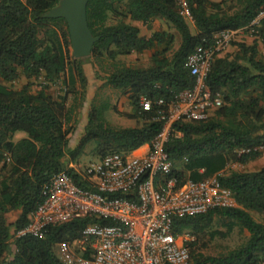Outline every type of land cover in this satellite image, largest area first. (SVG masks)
<instances>
[{"label":"trees","instance_id":"1","mask_svg":"<svg viewBox=\"0 0 264 264\" xmlns=\"http://www.w3.org/2000/svg\"><path fill=\"white\" fill-rule=\"evenodd\" d=\"M59 1L0 0V161L4 160L0 171V264H67L57 254L59 244L78 241L88 224H114L100 216L86 215L51 226L42 237H16L43 201V189L56 174L66 171L80 187L95 190L71 166L89 143L97 144L99 160L109 153H130L150 143L164 126L160 112L167 110L177 93L196 83L186 65L190 54L200 45H214L217 33L249 26L264 12V0H232L233 12L224 9L225 1L187 0L197 29L193 33L181 14L180 0H89L88 23L99 40L90 56L76 59L69 50L66 20L43 17ZM156 17L168 21L181 34L176 50L174 34L156 31L146 37L137 25L127 21L147 23ZM254 30V36L264 44V16ZM237 45L234 55L217 54L204 78L211 91L222 95V106L213 108L205 120L183 118L174 122L166 143L172 175L180 183L216 176L232 190L238 204L174 218V233L195 237L190 243L189 264H264V223L253 215L264 217V166L256 171L223 174L230 163L246 164L264 154V61L258 57L257 42ZM156 47L160 49L153 53L148 67L117 61L120 55ZM89 58L111 62L112 68L99 89L122 91L133 108L128 116L136 125H114L110 112H120L95 93L89 98L79 141L71 147L70 134L76 125L70 123L76 104H68L70 90L58 97L47 87L33 92L30 83L21 88L8 83L21 76L29 80L43 75L48 84H53L69 70L70 85L77 94L74 101L81 100V107L87 98L89 79L84 65ZM142 97L152 101L151 110H143ZM159 99L165 104H158ZM18 131L26 132L27 137L15 140ZM11 212L16 213L14 220L9 218ZM217 218L226 220L227 231L212 229ZM235 226L248 231L244 243L218 255L200 251L205 245L198 244L208 234L226 237ZM12 243L17 250L9 258L6 255Z\"/></svg>","mask_w":264,"mask_h":264},{"label":"built area","instance_id":"2","mask_svg":"<svg viewBox=\"0 0 264 264\" xmlns=\"http://www.w3.org/2000/svg\"><path fill=\"white\" fill-rule=\"evenodd\" d=\"M180 6L181 14L192 19L187 1L180 0ZM263 16L264 12L258 17ZM256 19L251 23L253 31ZM235 34V30L221 31L215 35L214 45H200L190 54L186 65L196 83L177 93L167 110L160 112L163 129L145 144L144 150L112 152L89 164L81 174L95 190L80 187L66 171L56 174L43 189V201L16 237H42L51 226L96 215L114 224L91 223L83 229L81 238L75 242L83 256L73 257L75 251L69 243L59 244L71 263L189 264L190 243L195 237L174 233V218L238 204L232 190L216 176L180 183L172 175L173 164L166 143L173 133L174 122L183 118L205 120L213 108L222 106V95L211 91L204 78L214 57L230 44ZM158 104H165L164 99H159ZM141 106L143 110H151L152 101L142 97Z\"/></svg>","mask_w":264,"mask_h":264},{"label":"rangeland","instance_id":"3","mask_svg":"<svg viewBox=\"0 0 264 264\" xmlns=\"http://www.w3.org/2000/svg\"><path fill=\"white\" fill-rule=\"evenodd\" d=\"M26 1V0H24ZM187 1V0H186ZM216 2L220 1H225V4H223L224 9L233 12L235 9V2L232 0H212ZM257 23L260 20V17L257 19ZM115 21V20H114ZM128 22L137 25L140 28V33L143 36L150 37L154 32L156 31H165L167 33H172L175 36V41L173 44V51L176 50L181 41L182 37L179 31L168 21L161 17H156L152 19L151 21L147 23H143L141 21H132V20H127ZM186 21L188 25L190 26V29L193 33L197 32V29L195 27L194 21L190 19L189 17H186ZM236 31V34L234 35L233 39L230 41V44L222 51L220 52V55H227V54H235L238 50V45L237 43H245L247 45H251L254 42H257L258 45V50L259 54L258 57L264 61V44L254 36V31L253 27L251 24L249 26L239 28ZM160 49L159 47H156L152 50H147L142 53H132L129 55H120L117 58V61L120 62V64L127 65V66H133V67H148L152 64V56L153 53L157 50ZM70 53L72 55V46L69 47ZM172 52L169 53V55ZM73 56V55H72ZM111 62L107 61L105 63H100L97 59L95 58H89L87 62L85 63V71L87 74V77L89 79V85H88V91H87V98L83 105L80 107L79 100L77 103L74 101L75 96L77 95L75 91L71 88L70 85V75L71 72L68 70L65 74H63L59 79H57L53 84H48V81H46L45 77L43 75H40L38 78H32V79H26L24 76H21L19 79L14 81L13 83H8V85L13 86L14 88H21L24 84L30 83L31 84V89L33 92H36L39 89H42L43 87H47L48 91L51 92L55 96H63L66 94L69 90V96H68V104H76V108L74 111V120L70 123L72 125H76L75 130L70 134V139L71 143L70 146L74 147L77 145L79 141V136L82 132V128L84 126L85 120H86V115H87V105L89 104V98H92V96L95 95V93L98 96V99H108V101L117 108L118 110V105L120 102V99L122 98V95H125L122 91L118 89H112V88H103L99 89L100 85L103 82V77L106 76V73L108 72L109 69H111ZM0 81L2 79L0 78ZM97 88V89H96ZM76 89H79V85H76ZM75 89V90H76ZM94 89L96 91H94ZM73 92H72V91ZM120 112V111H119ZM118 112L112 110L110 112V115L113 116V124L116 126H123V127H129V126H135L136 121L135 119H132L128 116L122 117L121 115L117 114ZM117 117V118H114ZM77 120L76 123L74 121ZM27 137V133L24 131H18L15 134L14 139L19 140L21 138ZM97 144L95 142L89 143L86 148L84 153L78 158V160L74 163V167L81 173H84L85 168L93 163L99 160V155L96 150ZM6 157H9L7 154H5ZM8 161V160H7ZM4 160L0 161V171L3 167ZM264 166V154L262 157L250 161L246 164H240V163H230L226 170L223 172V174H229L231 171H256L260 170ZM15 212V211H14ZM11 212L9 215V218L11 220H14L16 218V213ZM254 217L264 223V217L262 215L253 214ZM225 221L224 219L217 218L214 221L212 229H219L220 231H227V227L225 226ZM249 236L248 231L241 229L240 226H235L234 229L228 233V236L226 237H221L220 235L216 236H211L208 234L204 240L199 242V246L204 244L205 246L202 248H199L200 251L203 254L207 255H218L223 252L229 251L240 244L244 243ZM69 243L70 247L75 251V254H70L73 255V257H79L83 256V253L79 249V244L75 242H67ZM197 246V247H199ZM16 246L15 244H11L10 250L8 254L6 255L7 257L11 258L14 256L16 252ZM68 253V251H67ZM57 254L59 257H61L66 263L68 264H76V262L73 261V263L70 262V260L65 259L66 257V251H64L61 246L57 247ZM75 255V256H74Z\"/></svg>","mask_w":264,"mask_h":264},{"label":"water","instance_id":"4","mask_svg":"<svg viewBox=\"0 0 264 264\" xmlns=\"http://www.w3.org/2000/svg\"><path fill=\"white\" fill-rule=\"evenodd\" d=\"M89 0H60L51 10L45 12L46 18H64L70 33L72 55L85 58L91 55L94 44L99 40L88 23L87 6Z\"/></svg>","mask_w":264,"mask_h":264},{"label":"crops","instance_id":"5","mask_svg":"<svg viewBox=\"0 0 264 264\" xmlns=\"http://www.w3.org/2000/svg\"><path fill=\"white\" fill-rule=\"evenodd\" d=\"M118 111H120V113H117V114L121 115V118L122 117L127 118L126 116H128L129 114H132L133 108H132V105L130 104V101L126 95H122V98L120 99V102L118 105ZM114 118H117V117L114 116ZM145 148H146V145H143L142 147L137 149L136 152H140V151L144 150ZM73 165H74V163H71V166H73Z\"/></svg>","mask_w":264,"mask_h":264}]
</instances>
